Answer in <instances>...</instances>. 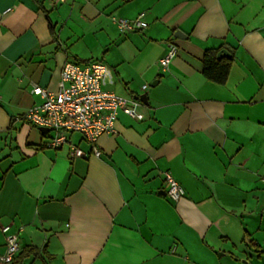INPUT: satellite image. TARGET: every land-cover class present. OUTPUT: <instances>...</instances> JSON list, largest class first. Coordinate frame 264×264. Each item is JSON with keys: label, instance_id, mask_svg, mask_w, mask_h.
<instances>
[{"label": "crops", "instance_id": "crops-1", "mask_svg": "<svg viewBox=\"0 0 264 264\" xmlns=\"http://www.w3.org/2000/svg\"><path fill=\"white\" fill-rule=\"evenodd\" d=\"M141 13L125 34L112 20ZM218 47L234 56L223 84L201 73ZM65 61L104 63L102 88L141 116L119 110L98 157L79 133L87 157L71 159L15 119ZM4 226L16 256L41 253L21 264H264V0H0V256Z\"/></svg>", "mask_w": 264, "mask_h": 264}, {"label": "built area", "instance_id": "built-area-1", "mask_svg": "<svg viewBox=\"0 0 264 264\" xmlns=\"http://www.w3.org/2000/svg\"><path fill=\"white\" fill-rule=\"evenodd\" d=\"M112 20L119 32L124 34L147 26L143 20V13L133 19L112 17ZM176 53V45L169 43L164 55L158 59L162 70L168 67ZM106 72L107 66L100 61L86 63L65 61L60 70L57 89L50 91L34 84L31 93L39 96L41 102L33 104L15 119L51 131L52 134L45 146L54 149L67 147L71 159L87 157V153L68 138L69 133H79L82 139L90 143L91 153L98 157L100 151L96 145L97 139L101 135L115 131L114 124L119 110L133 118L141 117L135 110L134 101L102 88L101 82ZM164 181L165 195L171 200L177 201L183 196V188L167 172ZM8 229V226L1 228L5 238V249L0 256L2 263L11 262L19 250L17 235L9 233Z\"/></svg>", "mask_w": 264, "mask_h": 264}, {"label": "trees", "instance_id": "trees-1", "mask_svg": "<svg viewBox=\"0 0 264 264\" xmlns=\"http://www.w3.org/2000/svg\"><path fill=\"white\" fill-rule=\"evenodd\" d=\"M52 24L49 28L52 30ZM218 48H207L204 50L201 58V73L210 82L223 84L228 76L229 69L233 62V52L229 51V56L217 57V53L221 50ZM41 253L35 246H26L15 256L11 262L2 264H21L24 258L28 256L37 257Z\"/></svg>", "mask_w": 264, "mask_h": 264}, {"label": "water", "instance_id": "water-1", "mask_svg": "<svg viewBox=\"0 0 264 264\" xmlns=\"http://www.w3.org/2000/svg\"><path fill=\"white\" fill-rule=\"evenodd\" d=\"M222 56H229V53L225 50V49H222L220 50L218 53H217V57L220 58ZM135 98H139L140 100L144 101V98H145V95H139L138 97H135ZM44 130H48L46 128H42ZM162 194H166L165 192H163Z\"/></svg>", "mask_w": 264, "mask_h": 264}]
</instances>
